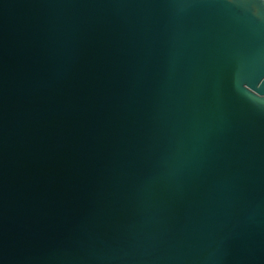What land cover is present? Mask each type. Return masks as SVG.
Instances as JSON below:
<instances>
[{
    "label": "water",
    "instance_id": "water-1",
    "mask_svg": "<svg viewBox=\"0 0 264 264\" xmlns=\"http://www.w3.org/2000/svg\"><path fill=\"white\" fill-rule=\"evenodd\" d=\"M0 264H264V0H0Z\"/></svg>",
    "mask_w": 264,
    "mask_h": 264
}]
</instances>
